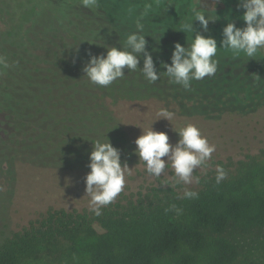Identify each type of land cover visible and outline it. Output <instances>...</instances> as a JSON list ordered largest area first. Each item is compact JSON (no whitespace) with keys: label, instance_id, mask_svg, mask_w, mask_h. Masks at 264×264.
Masks as SVG:
<instances>
[{"label":"trees","instance_id":"trees-1","mask_svg":"<svg viewBox=\"0 0 264 264\" xmlns=\"http://www.w3.org/2000/svg\"><path fill=\"white\" fill-rule=\"evenodd\" d=\"M172 1L177 13L184 12L181 23L175 25L178 29L191 17L193 7L218 21L202 33L217 40L220 76L214 81L193 80L195 87L188 90L214 93V103L233 98L235 88L229 85V73L222 65L241 55L219 47L222 29L232 21L237 0H222L225 8L218 11L210 7L214 0ZM168 19L158 23L164 26L157 29L155 49L166 46L172 52L176 42L190 45L195 33L187 36L178 29L177 40L163 44L167 39L163 33L170 28ZM115 22L104 0H98L95 8L84 7L82 0H0V56L9 65L0 66V160L90 169L93 142L109 140L120 150L124 164L138 158L130 140L132 132L138 127L148 131L151 125L178 141L175 130L183 127L179 122L157 120L150 107L139 111L129 104L155 91L140 68H125V75L107 87L94 85L85 76L89 53L106 55L107 47H119L135 28L132 15L127 17L128 29H120ZM150 25L153 23H145L146 40ZM197 26L201 28L194 20L196 30ZM244 26L245 22L237 25ZM147 49L155 50L150 42ZM160 57L156 62L164 75ZM139 67H143V56ZM217 165L227 173L219 184L215 180ZM207 166L211 170L198 175V186L187 189L199 194L195 199H183L186 189L176 179L161 176L129 196L117 197L100 216L86 209L49 208L3 239L0 264H22L39 248L61 243L86 264H234L239 250L226 236L227 229L247 233L264 227V148L245 153L243 158L212 156ZM173 204L182 210L179 214L165 211Z\"/></svg>","mask_w":264,"mask_h":264},{"label":"rangeland","instance_id":"rangeland-1","mask_svg":"<svg viewBox=\"0 0 264 264\" xmlns=\"http://www.w3.org/2000/svg\"><path fill=\"white\" fill-rule=\"evenodd\" d=\"M239 3L240 0H237L235 4L237 7L231 19V22L236 25L244 22L242 19L244 9L238 7ZM104 4L110 11L113 20L116 21L115 23L119 24L120 29L123 30L129 28L126 26L127 17L133 16L134 23H131V26L135 27L138 15L144 12L145 8H149L142 23L144 27L146 22L153 23V26L150 25L146 32L151 33V35H147V41L153 45L154 49L159 37L157 29L164 26L158 23L165 22L166 18L170 17L168 19L170 28L163 33V38H167L163 44L168 41L174 42L179 32L175 25L181 23L182 14H184V12H180V14L176 12L172 0H158V2L157 0H104ZM21 5L16 6L20 7ZM181 7L183 6L178 8ZM210 7L211 9L213 7L212 11L215 9L218 11L225 8V4L222 0H214ZM209 18L216 19L212 15ZM210 22L208 29L209 25L216 26L218 23L216 20ZM196 28H198L196 31L202 33V28L199 26ZM132 31H136V28ZM186 46L188 45L186 44ZM162 48L152 51L153 60L156 62L157 56L160 55V58H163L159 59L161 64L162 62H171L172 52H169L166 46ZM232 63L236 66L235 69L231 67ZM154 64L157 72L159 71V79L152 85L155 90L153 95L142 101H131L130 105L139 111L141 108L150 107L157 119L159 110L167 109L174 113L172 121H177L182 126L188 123L195 124L209 139V142L216 145V151L212 156L223 158L227 154H234L235 158H243L245 153H257L260 148H264V49H261L255 58L241 54L231 64L222 65V70L229 73L226 76L229 85L233 84L235 89L233 98L225 97L219 103L213 102V98H216L214 93H209V96L189 91L183 86L171 82L170 78L167 81L166 72H164L166 69L163 64L161 66L164 75L158 69V61ZM219 76L217 70L214 75L205 78L214 81ZM167 82L171 85L167 86ZM194 87L191 85L190 88ZM209 90L214 92L211 88ZM159 120L167 122L164 118ZM141 134L142 129L138 127L132 132L130 140L135 143L136 138ZM249 141L251 145L246 143ZM169 142L175 144L177 141L169 139ZM245 148L248 150L246 151ZM164 159L167 160V157ZM127 165L130 168V174L126 172L124 190L117 197L129 196L137 191L139 186L154 182L156 178L146 172L145 163L139 161V157L135 161L128 162ZM209 167L197 168L193 176L198 177V175L209 172L211 170ZM89 171L90 169L80 168H45L19 160L11 162L0 160V243L13 232L39 218L49 208L89 210L90 197L86 195L85 191V177ZM162 176L168 180L176 179L170 166L165 169ZM177 184H180L182 189H193L198 186L195 180L187 185ZM225 234L238 246L239 257L234 264H249V262L264 264V227L252 229L247 233L229 227ZM22 264L86 263L80 258L70 255L67 245L61 243L39 248Z\"/></svg>","mask_w":264,"mask_h":264},{"label":"clouds","instance_id":"clouds-1","mask_svg":"<svg viewBox=\"0 0 264 264\" xmlns=\"http://www.w3.org/2000/svg\"><path fill=\"white\" fill-rule=\"evenodd\" d=\"M82 4L87 8H95L98 0H82ZM238 7L244 9L242 19L245 26L241 28L234 22H228L222 29L223 38L219 48L227 49L237 57L243 54L249 58H255L260 50L264 49V0H240ZM148 11L149 8H145L140 14L135 21L136 31L127 34L119 47H107L106 55L89 53L84 73L90 83L107 87L125 75V68L128 71L140 68L149 83L159 79L152 54L147 49L146 35L143 34L142 20ZM194 20L199 21L203 32H207L209 22L216 19L208 18L205 11L193 7L191 17L178 29L185 32L187 36L189 33L192 36L195 33L190 45L184 46L176 42L171 63L162 62L166 69L164 72L171 82L183 86L184 89H190L193 80L214 75L218 66V61L215 59L218 51L217 40L213 36H206L196 31L193 27ZM141 56H143V67H139ZM0 66L5 68L9 66L6 57L0 56ZM160 118L171 122L174 113L162 108L158 112V119ZM175 131L179 139L175 144H171L166 132L155 131L152 125L148 131L142 129V134L135 140L134 152L138 155L139 161L145 163L146 172L152 176L161 177L165 169L170 166L174 171L176 183L187 185L193 180L199 183V178L194 177L193 173L197 168L208 165V161L216 151V145L210 143L195 124L188 123ZM164 157H167V160ZM89 161L90 171L85 177V191L90 197L89 210L94 215L100 216L102 209L114 202L124 190L125 174L126 172L130 174V168L127 163L121 164L120 150L109 140L93 142ZM226 176L224 167L217 165L216 183L219 184ZM198 195L196 191L186 189L182 198L195 199ZM169 210H174L177 214L182 211L174 204L165 211Z\"/></svg>","mask_w":264,"mask_h":264}]
</instances>
